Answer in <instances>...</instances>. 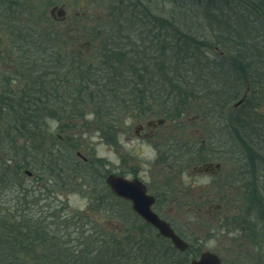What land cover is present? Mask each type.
Returning a JSON list of instances; mask_svg holds the SVG:
<instances>
[{
  "label": "trees",
  "instance_id": "16d2710c",
  "mask_svg": "<svg viewBox=\"0 0 264 264\" xmlns=\"http://www.w3.org/2000/svg\"><path fill=\"white\" fill-rule=\"evenodd\" d=\"M137 2L132 4L141 8L139 19L145 29L149 27L148 36L156 41L154 51H159V61H163L160 57L164 52L170 56L167 65L160 62V68L156 67L157 71L148 80L150 86H153L155 77L156 81L162 82L164 101L171 104L170 111L165 112L166 118L193 113L205 120L212 115L223 128L221 119L226 117V99L247 94L243 109L233 112L230 130L223 129L222 132L233 151L239 144L249 155L253 178L245 187L249 185L253 190L243 197L249 201V208L264 214V194L256 188L259 174L264 177V145L261 141L264 138V116L257 113L259 106H264V0H169L170 7L165 14H162L161 6H147L148 0ZM106 52L98 55L99 63L104 65L101 70L95 71L92 67L95 64H85V75H90L89 78L85 76V87L97 88L100 82L113 80L121 83L126 92L144 86L136 70L126 68L123 73L127 75L123 77L119 73L114 77L113 74L119 72L120 57L124 55L113 49ZM166 68L173 69L169 73ZM86 95L85 103L93 104L96 97ZM113 104L116 108H125V113L127 108L137 113H146L150 109L148 103ZM64 105L20 102L0 106L3 123L0 127V264H131L132 259L126 254L124 244L117 245L112 253L110 237L96 234L94 228L80 232L85 226L81 223L80 227V221L76 232L72 233L75 245L69 246L64 240L73 236L71 229L64 234L66 226H70V221L82 218L81 215H71L72 218L62 224L47 222L42 212L41 215L30 212L32 195L40 191L39 197L49 191L46 184L49 158L45 146L50 136L43 113L62 115L59 106L63 108ZM53 106L57 110L49 111ZM28 121L33 125L20 126ZM19 128L30 133H17L15 130ZM183 151L180 146L171 153L175 158ZM26 171L34 172L38 178L32 182ZM88 175L85 172V178L91 176ZM35 199L39 201L40 198ZM256 203L257 207H254ZM48 218L55 219L52 213ZM140 233L138 237L126 228L116 240L120 243L130 240L144 242L146 245L140 247H147L149 254L143 264H185L184 259L172 255L166 246L165 253L158 254L153 248L158 240L154 233ZM102 238L108 243L102 242Z\"/></svg>",
  "mask_w": 264,
  "mask_h": 264
},
{
  "label": "rangeland",
  "instance_id": "374dc122",
  "mask_svg": "<svg viewBox=\"0 0 264 264\" xmlns=\"http://www.w3.org/2000/svg\"><path fill=\"white\" fill-rule=\"evenodd\" d=\"M84 1H86V4L83 3V0H20V16H29L37 19L49 18L51 8L61 5H64L67 16H73L75 12H78L79 22L81 21L78 26V28L80 27V36L83 33L82 36L91 42L90 45H85L83 48L84 60L99 65L101 59H99L98 55L103 51L110 49L121 51L124 56L120 57L119 72H115L113 76L116 77L121 73L124 77L127 75L123 73L126 68L138 71L136 75L143 80L147 91L145 95L147 97L146 103L150 105L149 111H146L149 114L147 118L157 119L166 115L165 112L170 111L169 107L171 104L168 101H164L163 93L165 91L160 85L162 82L156 81L158 79L155 77V82H152L154 83L153 86H150L148 80L157 71L156 67L160 68V62L162 64L165 62L167 65L169 62L167 57L169 55L164 52V55L160 57L163 61H159L160 53L159 51L157 53L154 51L156 41L151 36H148L147 30L149 27L145 29L139 19L141 18L139 14L141 8L137 5V0ZM168 1L148 0L147 6H161L162 14H165L170 7ZM132 2L133 4L136 2V6ZM152 12H154L153 9ZM177 16H179V10L177 11ZM125 17L132 19L125 20ZM54 25L55 27H60V25ZM99 26L103 31L102 29L96 30ZM82 28H84L83 32L81 31ZM98 31L100 32L98 33ZM141 32L144 33L142 34ZM155 33L156 31L154 30L153 34ZM94 35L98 40L92 42L91 38H95ZM159 39L164 40L163 37ZM149 40H152V42H149ZM103 45L105 46L104 48ZM169 46L171 47L170 44ZM166 47L167 45H165L163 51L166 50ZM166 69L170 73L173 68ZM85 76L88 77L87 74ZM123 83L127 84L124 81ZM120 84L118 83V85ZM93 90L94 87H85V98L87 97L86 94H90L89 92ZM86 100L84 99L83 103L77 105L66 104L63 108L59 106L62 115H58L56 112L43 113L44 122H46L50 136L45 146L46 152L49 154L50 162L48 161V163L50 165L59 164V167L63 169V171L56 169L52 175L57 179L60 176L62 182L69 183V186L67 188L64 187V189L61 185L59 189L54 191L53 199H51L53 197L51 193L49 198L45 199L46 193H42V196L38 197L37 194L40 191L36 192L32 195L33 199H30L31 201L29 202L30 212L35 215H41L40 213L42 212L43 215H46L47 222L56 221L62 224L71 219V215L76 216V214H79L82 218L79 217L76 221H70V226H66L68 228L65 230V235L69 233L70 229V234H74L80 221V227L82 226L81 223L85 224L79 230L80 232L94 228L96 234H104V236L110 237V229H119L121 223L126 225L129 220L121 215L117 216V220H113L104 216L101 212H96L92 199H94L96 193V177L98 176L100 163L102 165L101 170H104L105 166L109 171L114 170V172L143 171L142 176L147 181H150L152 176L159 180L163 173L160 172L159 168L156 169L154 158L148 155L149 150H153L149 144L133 138L134 126L132 124L136 118L134 111L127 108L128 111L125 113V108H116L113 103L89 104L85 103ZM53 107L49 111L57 110V107ZM69 107L70 110L72 108L71 111ZM257 113L260 116H264V106L260 105ZM193 115V113H190L188 116L181 118V123H185L186 126L184 131L186 135L182 137L180 142L184 151L180 152L181 155H176V157L186 158V153L190 155L191 150H195V148L192 149L194 143L196 145L204 143L209 150L207 156L211 160L222 164V177L225 171L236 169L232 168L236 164L226 152V139L219 123L216 121L217 119L214 116H210L211 118L206 117L203 121L196 120L191 121V123L188 118H193ZM111 122H113L117 130L116 132L123 131L116 136L117 143L114 148H110V145H108L110 143L108 137H102V134L105 133L102 129L108 128ZM2 126L3 123L0 120V127ZM130 137L132 138L129 139ZM261 141L264 145V138ZM76 153L80 154L79 158ZM82 162H84V174L82 178L76 181L77 185L74 181L72 182L71 177H68L70 176L71 167L73 168L75 164ZM47 169L46 173L48 174L49 170ZM85 172H88L91 176L85 178ZM27 173L30 174L31 172L28 171ZM32 173L34 176L30 177H32L31 180L34 182L38 177H36L34 172ZM259 175L260 177L256 182L258 187L256 188L260 193L264 194V177L262 174ZM182 179L183 182H187L188 175H183ZM216 180H218V184H221V175H218L213 180L209 177H199L196 178L195 182L197 185H208ZM39 184L41 185L42 183L39 182ZM252 190L249 185L244 186L243 190H241L240 185H236L227 192L228 195H224L223 200L219 199L221 196L218 197L219 202L217 201V203H222L223 209L221 213H217V217L220 219L216 225L211 218L198 222V219L201 218L194 219V213L180 212V215H175L169 212L172 216L166 213L167 215L164 214V218L169 220L180 232L186 233L191 241L194 240L193 246L197 249L198 254L203 251L214 252L225 264H264V214L259 210L249 208V201L243 197ZM212 191H214L213 196H215L218 188H213ZM35 198L40 199L38 201ZM185 206L187 207L189 204ZM255 206L257 207V203ZM86 209H88L87 212ZM51 213L56 220L48 218ZM84 218L86 220L82 221ZM101 222H110L107 226L110 229L100 227L98 224ZM63 231L64 229L61 230V232ZM89 234L86 233L85 235ZM74 238V236H68L64 241H67L69 246H74ZM102 239V242L108 243L104 238ZM98 243V246H101V243Z\"/></svg>",
  "mask_w": 264,
  "mask_h": 264
},
{
  "label": "flooded vegetation",
  "instance_id": "af4514ba",
  "mask_svg": "<svg viewBox=\"0 0 264 264\" xmlns=\"http://www.w3.org/2000/svg\"><path fill=\"white\" fill-rule=\"evenodd\" d=\"M19 2L20 0H0V106L20 102L67 105L83 103L85 99V64H90L84 60L83 48L85 45H90L91 42L82 36L83 33L82 37L80 36V27L78 28V26L81 21L79 22L78 12H75L73 16H67L64 5H61L56 7L64 9V16H58L55 11L53 14L50 13L49 18L37 19L20 16ZM83 3L86 4V1L83 0ZM80 9L82 10V8ZM54 24L60 25V27H55ZM98 29L101 30L102 28L99 26L96 30ZM81 31L83 32L84 28ZM91 40L95 42L97 39L91 38ZM103 52L107 53L106 51ZM92 67L95 71H99L104 68V65L95 64ZM97 78H100V76H97ZM122 88H124L122 84L118 85L113 80L100 82L98 87H94V90L89 93L96 97L94 103H146L147 97L145 95L147 91L143 85H141V88L136 87L132 92L123 91ZM124 94L127 96L121 99ZM245 100H247V94L244 93L236 98L226 99V117L221 119L223 126L221 131L223 129L225 131L230 130L229 121L233 117V112L238 113L245 105ZM134 114L136 118L132 124L134 126L133 138L149 144L153 149L156 169L159 168L163 176L159 180L152 176L151 180L147 181L142 176L143 171L114 172V170L109 171L105 166L104 170H101L102 165L100 163L98 176L96 177V193L94 199H92L96 212H101V214L113 220H117L119 215L125 216L129 222L126 225L121 223L119 229L107 227L110 222H101L98 225L110 229L109 245L114 249H110V251L113 253V251H116L117 245L124 244L126 254L132 259L131 264H143L147 260L149 252L147 247H140L146 245L144 242L130 240L120 243L116 240L126 228L130 231V234L135 233L138 237L141 236L142 233L140 232L142 231L154 233L158 240L154 242L153 248L158 254L165 253L164 246H166L170 249L169 252L172 255L184 259L185 264H191L192 260L198 259L206 251L198 254L197 249L193 246L194 240L191 241L186 233L176 229L164 216L167 214L172 216L169 212L175 215H180V212L194 213V219L201 218L198 219V222L211 218L216 225L220 219L217 217V213H221L223 209V204L217 203L218 197L221 196L219 199L223 200L224 195H228L227 192L233 189L234 186L240 185L241 190H243L246 184L252 182L253 169L250 166L249 155L244 147L239 144H236L234 153L226 137V152L235 161L236 166L232 168L236 169L225 171L222 177V164L211 160L207 156L209 150L204 143L198 145L194 143L192 149L195 148V150H191L190 155L186 153V158H174L172 156L171 152L182 146L180 144L181 139L186 135L184 134L186 126L185 123H181V118L189 114L178 115L172 119L164 117L166 115L157 119L147 118L149 115L147 112H134ZM210 116L212 115L207 117L211 118ZM214 118L216 117L214 116ZM158 120H163V122L159 124L157 123ZM188 120L189 122L203 121L204 118L194 114L193 118H188ZM27 125L31 126L33 124L29 121L20 123V126L25 128ZM15 131L20 134L30 133V131L27 132L23 128ZM102 131L105 132L102 137L110 139L108 144L110 148L115 147L117 143L116 136L123 132H116L113 122ZM76 156L79 158L80 154L76 153ZM84 162L77 163L70 169L68 178L71 177L72 182L74 181L75 184H77L76 181L79 178L83 177ZM203 165L209 166L204 169ZM57 167H59V164L56 165L55 163L52 165L49 163L47 167L49 172L46 173V184L49 191L46 192L45 199L49 198L50 193L53 196L54 191L59 189L61 185L62 188L69 186V183L62 182L60 176L57 179L52 175L56 169L63 171L62 168ZM25 174L29 179L34 176L32 172ZM110 175L121 176L129 181H137L139 185H142L146 198L152 199L151 211L170 224L175 234L186 243V248L182 251L175 248L169 239L161 236L154 227L134 211L130 200L116 196L107 184V178ZM183 175H188L187 182H183ZM218 175H221V184L217 183L218 180L212 181L208 185H197L195 182L196 178L199 177H209L213 180ZM216 187L218 188L217 195L213 196L214 191L212 189ZM53 198L54 196L51 197V199ZM188 204L189 206L186 207L185 205ZM87 211L88 209H86ZM134 260H137V262ZM220 260L223 264V260L221 258Z\"/></svg>",
  "mask_w": 264,
  "mask_h": 264
},
{
  "label": "water",
  "instance_id": "95a60500",
  "mask_svg": "<svg viewBox=\"0 0 264 264\" xmlns=\"http://www.w3.org/2000/svg\"><path fill=\"white\" fill-rule=\"evenodd\" d=\"M57 12L58 16H64L65 12L62 7L54 6L50 13ZM163 120H158L157 123L161 124ZM209 165H203L207 169ZM218 167V166H217ZM107 184L116 196L130 200L133 204L134 211L148 224L154 227L161 236L171 241L173 246L179 250L186 248V243L178 237L170 224L160 219L150 209L152 199H147L144 193V188L139 185L137 181H129L121 176L110 175L107 178ZM191 264H221L219 256L213 252H203L198 259L192 260Z\"/></svg>",
  "mask_w": 264,
  "mask_h": 264
},
{
  "label": "clouds",
  "instance_id": "9594fccd",
  "mask_svg": "<svg viewBox=\"0 0 264 264\" xmlns=\"http://www.w3.org/2000/svg\"><path fill=\"white\" fill-rule=\"evenodd\" d=\"M148 155L151 156L152 158H154L155 157V152L153 150H149Z\"/></svg>",
  "mask_w": 264,
  "mask_h": 264
}]
</instances>
